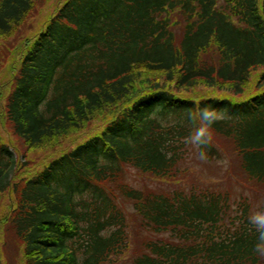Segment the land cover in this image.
<instances>
[{
	"label": "trees",
	"instance_id": "1",
	"mask_svg": "<svg viewBox=\"0 0 264 264\" xmlns=\"http://www.w3.org/2000/svg\"><path fill=\"white\" fill-rule=\"evenodd\" d=\"M42 2L0 0V37ZM11 52L1 119L29 150L109 115L28 179L0 143V195L11 196L0 224L24 264H264L247 222L264 203L212 177L203 186L197 163L223 169L228 155L214 138L204 160L184 143L186 110H227L213 137L232 145L228 179L264 195V0H62ZM4 60L0 48V70ZM144 72L165 77L139 87ZM196 87L229 95H183Z\"/></svg>",
	"mask_w": 264,
	"mask_h": 264
},
{
	"label": "rangeland",
	"instance_id": "2",
	"mask_svg": "<svg viewBox=\"0 0 264 264\" xmlns=\"http://www.w3.org/2000/svg\"><path fill=\"white\" fill-rule=\"evenodd\" d=\"M62 0H43L42 3L37 6L34 13L29 19L26 20L24 25L17 28L15 32L8 36L7 38L0 37V48L4 52V63L1 65L3 69L0 70V119L2 114V105H4L6 98L9 93V88L11 86L12 74L10 72V60L13 59L12 52L16 47H19L26 37H29L31 34L40 30L42 24H44L51 15H53L56 10L61 5ZM261 71L255 72L253 74V80L256 81L258 73ZM165 75L163 73H150L144 72L138 82L139 87L147 86L148 80H153L156 82L163 81ZM254 89V88H251ZM199 95H212V96H227V92H224L220 89L209 90L204 87H196L193 91H186L183 95L191 96L195 93ZM109 115L106 111L95 113L90 120L87 122L85 127L76 132L69 131L65 135H61L59 138L54 141L55 144H47L42 148H37L34 150H29L23 141L16 138L13 135L11 127L5 122V120H0V143L9 145L14 148L16 155L19 158L20 163L26 162L27 166L21 169L22 177L31 178L36 175V173L42 171L45 166H47L51 161L57 157L65 154L75 148L79 143L84 142L90 136H94L97 132H100L105 126V123ZM225 150L228 159L223 161V169L218 168L217 166H208L205 163H197L195 172L191 174L196 180L200 181L203 186L206 185L204 182L207 178L219 179L218 184L223 187L230 186L231 190L234 191L235 195H238L239 192L246 193L251 198V201L257 199L255 205L264 203V195L259 194L256 196L251 189H244L242 182H238L234 179H228V174H236V164L234 163L235 157L232 151V145L230 142L219 138L213 137ZM53 142V143H54ZM57 142V143H56ZM195 167V166H194ZM137 179L142 177L135 175ZM21 178V175H20ZM144 183L148 182L147 178L142 179ZM173 188V187H170ZM261 196V198H260ZM11 196L10 194H1L0 195V217L3 216L10 207ZM0 250L2 251L1 255V264H24V246L19 242V240L14 236L8 226L0 224Z\"/></svg>",
	"mask_w": 264,
	"mask_h": 264
},
{
	"label": "clouds",
	"instance_id": "3",
	"mask_svg": "<svg viewBox=\"0 0 264 264\" xmlns=\"http://www.w3.org/2000/svg\"><path fill=\"white\" fill-rule=\"evenodd\" d=\"M187 119L191 124V132L184 138V143L196 149L199 159H206L204 149L213 141V126L217 122L230 119L227 110L216 109L211 106H198L188 109ZM249 225L256 232V243L253 247L254 253L264 257V209L250 212L247 218Z\"/></svg>",
	"mask_w": 264,
	"mask_h": 264
}]
</instances>
